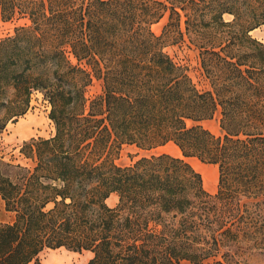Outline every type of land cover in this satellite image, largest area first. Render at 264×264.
<instances>
[{"label": "trees", "instance_id": "16d2710c", "mask_svg": "<svg viewBox=\"0 0 264 264\" xmlns=\"http://www.w3.org/2000/svg\"><path fill=\"white\" fill-rule=\"evenodd\" d=\"M16 14L31 24L0 41V133L36 91L55 133L23 145L32 167L0 159V197L14 214L0 223V264H41L44 250L63 247L93 252L86 264H249L264 254V43L251 35L264 0H0V18ZM186 38L207 90L165 51ZM94 77L103 92L89 100ZM218 111L222 135L202 124ZM169 142L184 157L115 162L124 144ZM189 157L218 165L215 194Z\"/></svg>", "mask_w": 264, "mask_h": 264}, {"label": "rangeland", "instance_id": "374dc122", "mask_svg": "<svg viewBox=\"0 0 264 264\" xmlns=\"http://www.w3.org/2000/svg\"><path fill=\"white\" fill-rule=\"evenodd\" d=\"M225 18L229 20L231 16L226 15ZM167 22L168 16L166 15L158 22L152 24L151 28L155 34L162 35ZM30 24L31 21L29 18L20 14H16L10 19L0 18V41L13 36L17 28L29 26ZM251 35L264 43V24L255 28L251 32ZM165 51L176 63L187 69L188 74L200 90H207L210 88L209 80L205 76L202 68L199 49L194 44L190 43L188 38H186L185 41L178 42L167 40ZM70 59L74 64H79L78 60L72 55H70ZM81 65L86 67L84 63ZM102 92L103 81L94 77L91 85L87 88L88 99L91 100ZM50 109L51 106L45 99L44 94L40 91L34 92L28 111L19 116L16 121H10L5 130L0 133V159L14 164L32 167L33 161L26 158L21 150L23 145L33 138H49L55 133L54 122L49 117ZM220 119L221 112L218 111L213 119L203 121L202 124L216 135H222L223 132L220 127ZM162 153H168L176 157H184L173 142L150 150L140 149L135 144H124L115 162L121 166H129L133 165L142 157H150ZM185 159L199 172L200 167L207 166V174L213 179L210 182L211 185L205 188L208 192L215 194L219 186L218 165L203 163L196 157ZM213 167H216V169ZM118 202L119 195L117 193H113L108 199V204L112 207L116 206ZM6 216L10 217L7 218ZM4 219L10 220L11 222L14 219V214L6 211L4 201L0 197V223H4ZM93 255V252L89 250L74 251L63 247L54 250H44L40 255V261L41 264H86ZM31 264L35 263L32 262ZM249 264H264V254L252 255Z\"/></svg>", "mask_w": 264, "mask_h": 264}, {"label": "bare ground", "instance_id": "6f19581e", "mask_svg": "<svg viewBox=\"0 0 264 264\" xmlns=\"http://www.w3.org/2000/svg\"><path fill=\"white\" fill-rule=\"evenodd\" d=\"M177 149L180 151V149L177 147ZM181 152V151H180ZM216 169V167H213ZM200 173L202 174L203 180H204V185L207 188L208 185H211L210 182L212 181V177L207 174V166L200 167ZM214 182V181H213ZM215 183V182H214ZM213 186V185H212ZM214 187V186H213Z\"/></svg>", "mask_w": 264, "mask_h": 264}, {"label": "crops", "instance_id": "0c3cea01", "mask_svg": "<svg viewBox=\"0 0 264 264\" xmlns=\"http://www.w3.org/2000/svg\"><path fill=\"white\" fill-rule=\"evenodd\" d=\"M7 218L10 217V216H6ZM5 217V218H6ZM4 222H10V220H7V219H4Z\"/></svg>", "mask_w": 264, "mask_h": 264}]
</instances>
